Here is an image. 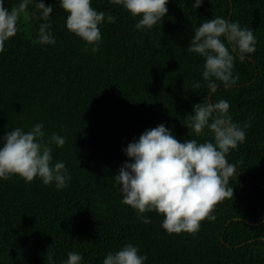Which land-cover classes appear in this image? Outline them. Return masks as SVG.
I'll use <instances>...</instances> for the list:
<instances>
[{
	"label": "trees",
	"instance_id": "1",
	"mask_svg": "<svg viewBox=\"0 0 264 264\" xmlns=\"http://www.w3.org/2000/svg\"><path fill=\"white\" fill-rule=\"evenodd\" d=\"M20 0L6 2V7ZM51 24L57 43L41 44L42 18L21 17L20 30L0 54V137L44 122L48 135L67 137L53 147V163L64 161L72 179L57 190L39 178L0 179V264H62L68 252L84 264H103L108 252L139 245L146 264H264V0H169L168 14L151 29H135L138 17L110 0L92 6L115 22L100 25L98 52L67 28L59 0ZM224 16L251 28L257 50L237 57L239 79L215 93L203 82L204 58L187 51L194 28ZM196 81L202 86L193 88ZM230 101L233 119L251 122L246 140L228 156L240 174L230 178L234 196L220 202L215 221H202L198 234L169 232L164 216L122 203L115 181L130 159L123 149L147 129L165 123L183 142L197 137L187 126L196 103ZM190 133V134H189Z\"/></svg>",
	"mask_w": 264,
	"mask_h": 264
},
{
	"label": "clouds",
	"instance_id": "2",
	"mask_svg": "<svg viewBox=\"0 0 264 264\" xmlns=\"http://www.w3.org/2000/svg\"><path fill=\"white\" fill-rule=\"evenodd\" d=\"M0 0V54L5 51L6 42L20 30L21 17L30 19L34 14L29 6L35 4L42 18L38 30L41 44L57 43L51 17L55 5L45 0H20L11 4ZM93 0H59V6L66 10L67 28L86 43L87 52H98L103 42L100 25L115 22L111 13L99 11L92 6ZM123 6L138 22L135 29L145 31L153 28L168 14L169 0H110ZM204 0H193L192 7L198 9ZM194 35L187 48L204 58L203 82L209 93H215L222 82L231 88L239 76L235 73L237 57L244 61L257 50L258 37L254 30L242 27L238 21L224 16L205 19L194 28ZM202 86L201 81L193 84L194 89ZM194 112L187 117L190 133L209 139H185L183 142L173 130L161 123L145 130L138 139L123 149L130 158L115 175V181L122 195V203L136 210L137 217L145 223L151 218L144 215L155 211L162 214V227L169 234L188 232L198 234L202 221H215V209L226 198L234 196L230 178L239 175L236 163L230 162L229 154L244 143L251 122L241 125L234 121L230 101L196 103ZM189 133V134H190ZM66 136L59 133L48 135L44 122L35 123L30 130L23 126L7 131L0 137V179L8 180L16 175L27 182L39 178L45 185L53 183L57 190L68 187L72 179L64 161L53 163V147H63ZM147 254H141L139 245L127 243L114 252H108L103 264H146ZM62 264H84L83 253L68 252Z\"/></svg>",
	"mask_w": 264,
	"mask_h": 264
}]
</instances>
